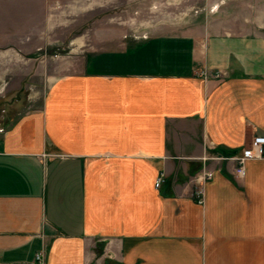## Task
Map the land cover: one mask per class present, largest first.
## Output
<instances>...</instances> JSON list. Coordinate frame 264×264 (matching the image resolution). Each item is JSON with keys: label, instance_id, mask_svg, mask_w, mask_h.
I'll use <instances>...</instances> for the list:
<instances>
[{"label": "crops", "instance_id": "0c3cea01", "mask_svg": "<svg viewBox=\"0 0 264 264\" xmlns=\"http://www.w3.org/2000/svg\"><path fill=\"white\" fill-rule=\"evenodd\" d=\"M189 1L192 32L57 55L1 118L0 264H264V158L233 159L264 135V0ZM64 2L0 0V72L41 71L89 5Z\"/></svg>", "mask_w": 264, "mask_h": 264}, {"label": "rangeland", "instance_id": "374dc122", "mask_svg": "<svg viewBox=\"0 0 264 264\" xmlns=\"http://www.w3.org/2000/svg\"><path fill=\"white\" fill-rule=\"evenodd\" d=\"M69 1L64 2L67 4L66 9H71V4L77 5V2ZM96 2L83 0L84 4L89 3L88 8L68 27L64 42L52 48L48 57H43L41 67L37 65L35 69L40 68V72H29L28 65L25 71L14 75L5 76V73L0 72V120L4 116L9 117V114L15 117L41 105L50 80L67 74L60 66L63 59L57 58V55L67 56L71 50L81 54L80 50L96 52L120 48L125 43L134 44L137 38L143 39L153 34L179 35L192 32L195 25L190 18L198 16L200 12L204 16L203 12L206 11L194 8L193 1L189 0L175 4H165L161 0H101V5ZM58 36L61 37L62 33H58ZM72 40L74 45L71 47ZM6 80L11 84L5 85Z\"/></svg>", "mask_w": 264, "mask_h": 264}, {"label": "built area", "instance_id": "2783aa9c", "mask_svg": "<svg viewBox=\"0 0 264 264\" xmlns=\"http://www.w3.org/2000/svg\"><path fill=\"white\" fill-rule=\"evenodd\" d=\"M203 74L206 76V72H203ZM216 75L219 76L218 74ZM261 158H264V135L260 134L254 136L251 146L245 149L241 155L233 157V159L237 162L236 173L243 177L246 173V163L249 160ZM213 175V171L204 170L196 179L198 187L195 190V196L197 202L200 204L205 202V183L207 180L211 179ZM163 181V175H161L156 181V186L159 187ZM43 256L42 252L38 253L36 256L37 261L41 264H43Z\"/></svg>", "mask_w": 264, "mask_h": 264}]
</instances>
